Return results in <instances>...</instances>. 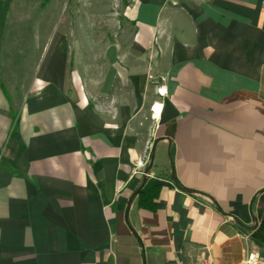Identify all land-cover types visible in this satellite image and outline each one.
I'll return each instance as SVG.
<instances>
[{
	"label": "crops",
	"instance_id": "obj_1",
	"mask_svg": "<svg viewBox=\"0 0 264 264\" xmlns=\"http://www.w3.org/2000/svg\"><path fill=\"white\" fill-rule=\"evenodd\" d=\"M35 1L0 0V264H264V0H135L99 81Z\"/></svg>",
	"mask_w": 264,
	"mask_h": 264
},
{
	"label": "rangeland",
	"instance_id": "obj_2",
	"mask_svg": "<svg viewBox=\"0 0 264 264\" xmlns=\"http://www.w3.org/2000/svg\"><path fill=\"white\" fill-rule=\"evenodd\" d=\"M33 3L34 8L45 19L50 15L47 27L64 33L74 48V59L81 65H91L96 81H99L104 69V52L112 44L121 47L122 52L130 45L136 25L128 16L135 0H41ZM34 2V1H33ZM44 22V21H43ZM30 57L33 53H26ZM85 71V69H84ZM31 75V69L25 68V76ZM153 78H150L152 85ZM145 127L149 126L144 118Z\"/></svg>",
	"mask_w": 264,
	"mask_h": 264
},
{
	"label": "trees",
	"instance_id": "obj_3",
	"mask_svg": "<svg viewBox=\"0 0 264 264\" xmlns=\"http://www.w3.org/2000/svg\"><path fill=\"white\" fill-rule=\"evenodd\" d=\"M159 190L160 186L155 185L153 180L148 179V181L138 193V205L144 209H154V200L158 197Z\"/></svg>",
	"mask_w": 264,
	"mask_h": 264
},
{
	"label": "built area",
	"instance_id": "obj_4",
	"mask_svg": "<svg viewBox=\"0 0 264 264\" xmlns=\"http://www.w3.org/2000/svg\"><path fill=\"white\" fill-rule=\"evenodd\" d=\"M150 78H152V76H150ZM159 93H161V89H159ZM155 106L153 107L154 111L155 110ZM161 112V111H160ZM260 256L256 253H252L249 255L248 259L246 260V262L244 264H259L260 262ZM190 264H213V263H210V262H194V263H190Z\"/></svg>",
	"mask_w": 264,
	"mask_h": 264
},
{
	"label": "water",
	"instance_id": "obj_5",
	"mask_svg": "<svg viewBox=\"0 0 264 264\" xmlns=\"http://www.w3.org/2000/svg\"><path fill=\"white\" fill-rule=\"evenodd\" d=\"M154 153H155V145H154L153 148H152V153H151L150 162H149V164H148V166H147V169H146V176L144 177L143 182H142L140 188L135 192L133 198L138 194L139 190L144 186V184H145L146 181H147V176H148V174L150 173L151 168H152V165H153V162H154Z\"/></svg>",
	"mask_w": 264,
	"mask_h": 264
},
{
	"label": "bare ground",
	"instance_id": "obj_6",
	"mask_svg": "<svg viewBox=\"0 0 264 264\" xmlns=\"http://www.w3.org/2000/svg\"><path fill=\"white\" fill-rule=\"evenodd\" d=\"M159 109H161V107H159ZM159 111H161V110H159Z\"/></svg>",
	"mask_w": 264,
	"mask_h": 264
}]
</instances>
